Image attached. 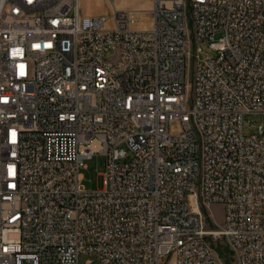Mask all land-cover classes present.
Instances as JSON below:
<instances>
[{"label":"built area","instance_id":"obj_1","mask_svg":"<svg viewBox=\"0 0 264 264\" xmlns=\"http://www.w3.org/2000/svg\"><path fill=\"white\" fill-rule=\"evenodd\" d=\"M136 25L0 0V264H225L211 240L264 264V0H153Z\"/></svg>","mask_w":264,"mask_h":264},{"label":"rangeland","instance_id":"obj_2","mask_svg":"<svg viewBox=\"0 0 264 264\" xmlns=\"http://www.w3.org/2000/svg\"><path fill=\"white\" fill-rule=\"evenodd\" d=\"M114 2V5L112 4ZM153 0H81V13L83 17L105 15L109 18L113 14V10L129 12L137 19L136 27L151 26V10ZM203 52L200 54L202 59L214 56V53L208 46L201 45ZM189 93H192L191 78L189 81ZM263 117L259 114L247 115L244 120V133L246 136H251L257 133L258 126L262 123ZM107 158L100 154L86 161L85 167L81 170L84 177L83 186L87 191H101L104 189L103 174L106 170ZM191 204L196 207L194 199H191ZM211 218L217 223L222 224L224 219V209L221 205H214L209 212ZM213 247L223 255L222 260L225 264H236V261L231 257L230 251L224 241L214 242L211 240ZM98 262L99 258L96 254H84L80 257V263Z\"/></svg>","mask_w":264,"mask_h":264},{"label":"crops","instance_id":"obj_3","mask_svg":"<svg viewBox=\"0 0 264 264\" xmlns=\"http://www.w3.org/2000/svg\"><path fill=\"white\" fill-rule=\"evenodd\" d=\"M140 28H141V29H146V28H149V27H145V26H142V27H141V26H140Z\"/></svg>","mask_w":264,"mask_h":264},{"label":"trees","instance_id":"obj_4","mask_svg":"<svg viewBox=\"0 0 264 264\" xmlns=\"http://www.w3.org/2000/svg\"><path fill=\"white\" fill-rule=\"evenodd\" d=\"M219 252H220L221 255H223L221 251H219Z\"/></svg>","mask_w":264,"mask_h":264}]
</instances>
